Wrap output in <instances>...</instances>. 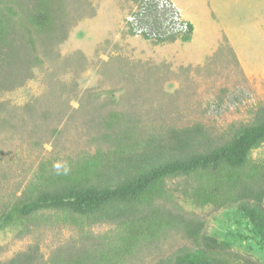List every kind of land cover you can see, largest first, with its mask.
<instances>
[{
    "label": "rangeland",
    "instance_id": "obj_1",
    "mask_svg": "<svg viewBox=\"0 0 264 264\" xmlns=\"http://www.w3.org/2000/svg\"><path fill=\"white\" fill-rule=\"evenodd\" d=\"M34 1L0 0V8L17 14L11 21L18 32L25 7ZM49 1L54 29L35 39L34 51L25 45L24 57L32 53L27 70L20 54L16 69L0 76V212L34 181L41 165L65 169L87 155L109 156L119 146L132 152L126 144L140 149L147 141L164 140L169 130L196 125L214 143H223L264 108V0L227 4L239 13L222 17L245 30L234 39L243 64L223 33L213 55L194 67L172 59L173 52L165 50L169 42L158 44L126 30L125 17L136 0ZM249 158L264 164V143ZM186 186L181 178L168 180L172 198L160 204L172 209L177 204L202 220L217 243L264 264V245L243 213L197 206L183 197ZM114 227L99 223L79 230L51 210L16 218L0 229V261L29 250L35 264H48L59 250L87 244ZM183 247H193L183 232L166 231L120 264H155Z\"/></svg>",
    "mask_w": 264,
    "mask_h": 264
},
{
    "label": "trees",
    "instance_id": "obj_2",
    "mask_svg": "<svg viewBox=\"0 0 264 264\" xmlns=\"http://www.w3.org/2000/svg\"><path fill=\"white\" fill-rule=\"evenodd\" d=\"M16 15L10 7L0 8V76L16 69L27 43L34 51L35 39L48 36L55 27L49 0H35L25 7L23 20L19 19L20 32L11 21ZM190 34L191 28L181 41H189ZM31 57L32 53L23 54L21 66L25 70ZM120 133L119 140L124 130ZM263 143L264 108L251 124L237 128L223 143H214L196 125L169 130L164 140L147 141L140 149L126 144L132 152L125 153L119 146L109 156L87 155L65 169L41 165L34 181L0 212V229L13 219L33 218L46 210L62 213L79 230L99 223L115 225L112 232L93 241L89 238L87 244L59 250L48 264H120L142 244L170 230L183 232L193 247L179 248L155 264H259L217 243L206 234L202 220L177 204L172 209L160 201L172 198L165 188L167 181L181 178L187 184L183 197L200 207L236 208L264 245V164L249 158ZM35 260L34 252L28 250L0 264H35Z\"/></svg>",
    "mask_w": 264,
    "mask_h": 264
},
{
    "label": "crops",
    "instance_id": "obj_3",
    "mask_svg": "<svg viewBox=\"0 0 264 264\" xmlns=\"http://www.w3.org/2000/svg\"><path fill=\"white\" fill-rule=\"evenodd\" d=\"M181 10L183 17L191 24L190 39L187 42L171 41L165 45V50L173 52L171 58L184 65L192 67L204 64L214 53L215 47L219 44L221 34L227 36L229 44L233 48L235 60L243 64L234 39L237 34L243 33L244 29L235 28L234 23H224L222 17L237 15L239 12L229 10L227 4L237 3V0H172ZM237 1V2H236ZM239 5V4H238ZM224 6V7H223ZM214 15V16H213ZM217 15V20L212 19ZM232 28H231V27ZM237 49H236V48Z\"/></svg>",
    "mask_w": 264,
    "mask_h": 264
},
{
    "label": "built area",
    "instance_id": "obj_4",
    "mask_svg": "<svg viewBox=\"0 0 264 264\" xmlns=\"http://www.w3.org/2000/svg\"><path fill=\"white\" fill-rule=\"evenodd\" d=\"M136 8L125 17L126 30L154 42L182 38L191 25L171 0H137Z\"/></svg>",
    "mask_w": 264,
    "mask_h": 264
}]
</instances>
